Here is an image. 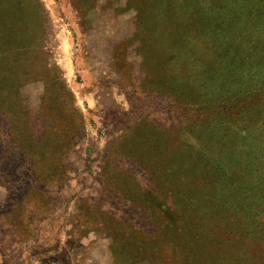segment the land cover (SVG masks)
<instances>
[{
  "label": "rangeland",
  "instance_id": "obj_1",
  "mask_svg": "<svg viewBox=\"0 0 264 264\" xmlns=\"http://www.w3.org/2000/svg\"><path fill=\"white\" fill-rule=\"evenodd\" d=\"M37 1L40 40L0 0V264H264L257 146L208 135L264 101V0Z\"/></svg>",
  "mask_w": 264,
  "mask_h": 264
},
{
  "label": "trees",
  "instance_id": "obj_2",
  "mask_svg": "<svg viewBox=\"0 0 264 264\" xmlns=\"http://www.w3.org/2000/svg\"><path fill=\"white\" fill-rule=\"evenodd\" d=\"M29 2H27V8H29V11H31L30 14H33L37 21L40 22V28L37 30V34L36 36H39V40L42 38H45V27L44 25L46 24V14L44 11L43 6H41V4L37 1V0H28ZM248 8H250L251 11H253L254 7L253 5L249 6ZM248 8H242L240 7V10L244 9V12H248ZM12 9L10 8L9 11H11ZM249 10V11H250ZM1 12V10H0ZM0 17L2 18L3 16L0 15ZM1 33H7V32H3L2 27H0V34ZM23 47V44H19V47ZM4 74V73H3ZM259 96V95H258ZM245 99H241L240 101L238 100V102L243 101L244 102ZM259 104H257L256 106L252 107L250 106L251 109H241V108H237L234 105H229L226 106V110H221L220 112L224 113L227 112V115L225 117V120L227 121L225 124H223V122L218 118V122L214 123L212 128L216 129V131L212 134L210 131V133L208 132V135H210V137L212 136V138H214L215 140L219 141L220 145H222V150L225 152H229L232 151L233 153L235 152H240L241 150H239L240 145L242 142H246V143H254L253 145H251L253 148H255L257 146L258 152L257 150H253V154L252 157L250 159V163H247L249 165H251L254 168L255 171V177H257L258 180H260L261 186H264V101H263V97H259ZM249 108V107H247ZM75 109V108H74ZM75 112L78 113V116L80 117L81 114L80 112L75 109ZM257 114L258 118H260V120H254L251 119V123L250 121L247 119V117H251V115L253 114ZM243 118L245 119L244 121L240 120L239 118ZM257 118V119H258ZM233 119V120H232ZM262 119V120H261ZM229 121H233V124L231 125ZM249 123V124H248ZM243 125L239 128V126H236V129L232 130L233 125ZM219 125V127H218ZM238 130H242L239 131ZM225 132H228V134L230 136V141L232 140L233 143L230 144V141H226L225 142V137L222 139V134H224ZM70 132H66L65 133V137L68 136ZM234 133V135H233ZM253 134V135H252ZM221 136V137H220ZM64 137V138H65ZM232 137V138H231ZM219 138V139H218ZM252 140V141H251ZM228 145V146H224L223 144ZM240 144V145H238ZM233 153L231 154L230 158L233 159L234 156ZM255 158V159H253ZM249 167V166H247ZM248 195L247 197H244V199H248V200H254L255 199L259 202L262 203V209H264V191L262 192L261 195H258V193L255 195V193H251V192H247ZM258 198V199H257ZM264 214V212H263ZM242 216H244L249 222H251V217H249L247 215V213H243L242 212ZM251 216V215H250ZM241 223V222H240ZM255 223V222H254ZM249 223H246L245 225H247ZM244 225V226H245ZM264 233V231L262 233H260L259 237L262 236V234Z\"/></svg>",
  "mask_w": 264,
  "mask_h": 264
}]
</instances>
